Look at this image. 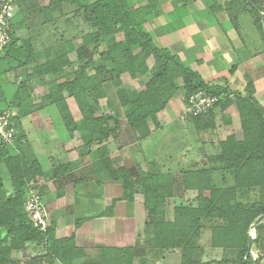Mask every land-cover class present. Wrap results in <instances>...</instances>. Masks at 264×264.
I'll return each mask as SVG.
<instances>
[{"label":"trees","instance_id":"16d2710c","mask_svg":"<svg viewBox=\"0 0 264 264\" xmlns=\"http://www.w3.org/2000/svg\"><path fill=\"white\" fill-rule=\"evenodd\" d=\"M64 0H49L46 6L40 8L46 20H52L54 12L61 13V4ZM81 15L89 30L81 35V45L75 49V58L80 61L75 68L68 58L67 52H57L55 57L36 67L29 74V78H38L40 83L47 85L48 93L38 100L33 99L22 84L6 109H17L11 121L16 130L20 117L29 114L39 103L40 107L55 104L63 125L69 134L81 129L83 146L89 148L92 144H100L116 133L119 128V115H115L114 125L106 123L109 117H95L93 108L87 103L85 92L91 91L96 98L105 95L102 87L104 80H111L116 91L117 99L124 109V116L136 139L150 134L148 122L157 128L159 121L157 113L166 102L176 96L180 88L187 98L195 90H204L212 95L219 96L215 106L222 109L234 103L239 113L240 133L232 134L221 141L220 153L217 159L230 170L234 177V187L225 191L212 190L209 195L203 191L209 189L206 181L204 185H195L198 190L196 206L178 205L173 209L172 219H165V198L159 195L158 189L144 188V206L150 212L152 243L150 246L160 250H172L178 254V264H211L198 263L194 254L197 249V239L201 229L208 227L211 230V246L220 249H237L235 258H225L219 263L224 264H251V258L246 256L248 228L253 221L264 213V109L255 100L253 89L246 88L244 93L235 94L234 99L229 97L227 90L206 84L199 73L165 48L158 47L152 35L143 27L145 8L133 7L127 0H91L77 1ZM243 9L254 16V23L264 40V0H239ZM114 32H122L123 38L116 40ZM12 39L5 49V55L13 44ZM105 45L102 50L101 45ZM100 50V51H99ZM99 52L100 61L95 62L93 55ZM153 59L151 68L146 65L148 58ZM106 63L112 69L106 72ZM65 68L71 72L65 73ZM69 71V70H68ZM127 72L130 78L145 74L147 77L143 86L127 93L119 89L120 76ZM111 74V76H109ZM65 76L61 83L56 78ZM49 77V79H48ZM178 79L180 88L175 84ZM74 98L81 114L77 124L66 104L62 92ZM5 100L0 86V102ZM214 106V107H215ZM3 109V108H2ZM208 111L206 114H208ZM205 114V115H206ZM200 116L194 117L196 124H200ZM147 120H149L147 122ZM22 136L14 139L15 149L9 146L14 144H0V163L9 176L12 194L9 195L0 177V264H38L45 262L52 264L59 261L62 264H84L88 256L81 246L76 243L74 232L68 236L55 237V224L41 231L34 226L24 203L27 195L26 187L37 183L43 176L41 165L36 159L30 163L25 153L20 149ZM70 164L58 165L51 171L56 180H67L70 175ZM113 178H120L122 195L112 198L111 204L102 211L75 220L77 227L80 220L110 216L114 205L119 200L133 202V188L140 181L134 176L141 173L139 170H125L119 168L111 171ZM207 173L206 170L198 172ZM243 189L244 193L251 188L257 189L255 199L247 202L235 200L236 189ZM62 191L58 194L61 195ZM146 223V221H145ZM148 225V223H147ZM149 226V225H148ZM149 226V227H150ZM30 243L42 245L44 252L41 256L23 257L17 259L14 252L24 253ZM139 243L133 250L138 249ZM142 246V245H141ZM140 246V249L143 247ZM139 249V250H140ZM137 253V251H134ZM132 253L135 255V253ZM127 250L124 247H104L101 249L98 261L92 264H129Z\"/></svg>","mask_w":264,"mask_h":264},{"label":"rangeland","instance_id":"374dc122","mask_svg":"<svg viewBox=\"0 0 264 264\" xmlns=\"http://www.w3.org/2000/svg\"><path fill=\"white\" fill-rule=\"evenodd\" d=\"M77 1L78 0H64L63 13L54 12L52 14V20L49 21L47 38L46 29H39L38 27L43 20L47 21L39 9L42 6L47 5L49 0H14L13 44L9 48L7 55L4 56L5 51L0 52V86L5 96V100L0 102V109H5L7 105L11 103L15 92L22 84L25 85L33 99L38 100L40 97L48 93L47 85L40 83L38 78H29V74L37 65L54 58L57 52L65 51L67 53H72L78 46L81 45V35L87 33L89 27L87 23H85L81 12H77L79 9ZM128 1H135L136 4H138L137 2H142L141 0ZM144 2H149L150 4L151 0H144ZM145 7L147 6H142L143 10ZM147 8L149 11V7ZM68 24L69 27L67 28L66 25ZM36 28L39 33L36 31ZM77 33H79V35H77ZM41 34L43 35L40 36ZM56 34L57 42L51 43V36ZM112 36L115 37L116 40H121L123 38L122 32H114ZM65 38L69 39L67 43L65 42ZM70 39L76 41L71 42ZM104 46L105 45L102 44L99 49L102 50ZM93 58L95 62H99V52H96L93 55ZM73 63L74 67L78 68L81 62L76 60ZM152 64L153 59L150 57L146 60V65L148 68H151ZM106 67L104 75H107V71L112 69V66L108 63H106ZM68 70L67 72L65 70V73L71 72L70 69ZM109 76H111V74ZM120 79L121 82L119 89L130 93L131 91L143 86L147 77L145 74H141L136 75L135 78H130L129 74L124 72L121 74ZM55 80L57 83H61L65 80V76L58 77ZM175 84L180 88L181 83L178 79L175 80ZM102 87L105 95L101 98H96L89 90L85 92L87 103L93 108L94 116L109 117L106 121L109 127L114 125L113 117H115V115H119V122H125L126 119L124 116V109L121 107L117 99L116 91L118 88L114 87L111 80H104ZM61 94L65 101L66 99H70L72 103L73 108L67 105L72 117L76 120L81 119V114L77 103L73 100L74 98L69 96L65 91ZM231 99H234V96L231 97ZM169 101L171 103L168 105ZM185 101V93L180 88L177 95L166 102V107L164 106V108L157 113V118H160V120L158 118L159 126L157 128H155L152 123L147 120L150 133L153 134L146 139L143 145H148L150 149L158 151L156 153V158H153V156L152 158L156 161H160L161 164H158L159 170L155 172L154 175L144 174L139 170L141 175L139 174L138 176H134L140 182L133 188L131 216H127V218L129 217V220L126 223L119 218L116 223H113L114 226H116L115 233L108 232V229L103 228L98 222H90L91 219L86 221L80 220L81 222H79L77 227H75V220L85 217L83 214L87 208L93 212H98L101 211L102 207L100 205L90 207L88 205L78 204L79 201H74V199L69 195L70 193L67 191L66 192L69 194H66V196L63 197V199H60V201L57 198L59 195L55 198V194L58 192L57 189L52 190L50 196L48 189H53V186L56 188L57 185L49 183L48 176L52 177L51 171L50 169L48 171V167L45 165L46 159H42L43 167L41 165V168L44 172L43 176L39 178L37 183L28 185L26 190L28 191L29 188L34 189L38 191L42 197V201L48 211L49 220L50 222H53L56 227L55 237L68 236L74 232L76 243L84 248L88 256V260L84 264H92V261H98L101 249L104 247H124L128 253L127 259L129 260L127 261L129 264H171L173 262L172 254L176 251H172L170 249L160 250L150 246L152 243V228L150 225L154 222V219L150 218V212L144 206V201L146 199L144 195V188L150 190L151 194L152 190L158 189L157 191L159 192V195L166 197L165 219L171 220L174 207L178 205L196 206L197 204L198 190L196 188L191 189L190 191L188 189L185 190L183 185L193 184L201 186L204 185L206 181L207 185H209V189H205L203 191L206 196L209 195V192L212 190L220 189L221 191H225L234 187L233 174L230 170L225 169L224 164L217 159V155L220 153L219 143L221 140L219 139L221 136L219 138L215 137V140L212 141V137H214L213 133H215L212 132V127L205 129L204 127H201V125L196 124L194 117L185 111ZM48 105L54 106L55 104L49 103ZM46 107L48 106L40 107L39 103H37L35 104L34 110H32L29 114L20 117L17 121L16 130L18 135L23 138L20 149L25 153L28 163H30L33 159L38 161V157L41 155L39 152H44L42 155L46 156L48 153V148H43L39 141L36 140L31 133L35 132L37 124H41L43 119L48 117V109ZM234 107V115L231 116L229 123L227 124V126H230V130L229 133H226L228 131L225 130L222 132V137L224 138L223 140L227 139V137L233 133L238 134L237 136L239 138L242 137L240 133L239 113L235 104ZM45 108L47 110H44ZM10 111L17 114V109L12 108ZM202 116L204 115H201L200 117ZM49 118L52 122L51 125L53 124V129L56 130L57 134L60 135V132L64 135L63 138L60 137L57 141H55L52 149L55 150L54 153L64 152L69 147L77 148L76 145L82 142L80 140L81 135L79 137L77 133L79 130L76 129L73 133L77 134L75 137H72L73 133L72 135L68 133L55 106L49 111ZM200 119V122L202 121V123L208 122L207 118H204L203 120L202 118ZM216 122L219 124L216 126L214 125V122L213 128H221V120H217ZM76 123L79 124V121H76ZM28 130H30V132H28ZM69 135L70 137H68ZM135 140L140 139L135 138ZM14 147L15 143L10 145L9 149L13 150L15 149ZM84 149L85 148L81 147L82 151ZM193 160L200 163L206 160V168L202 166L203 168H201L200 171L209 167L207 169V173H202L200 175L201 180L198 178V172L193 174L192 171L188 170L190 165L189 163H192ZM58 165H66V163ZM58 165H55V167ZM74 166H76V164L73 163V167ZM211 171L213 174L210 173ZM0 177L7 193L11 195L12 189L10 186L9 176L2 163H0ZM153 180H156V182ZM64 186H66V184ZM63 191H65V189L62 190V192ZM248 191L249 192L244 193L243 189H236L235 200H231V202H250L254 200L257 195L256 192H258L257 189L251 188ZM115 194L116 197H120V195H122L121 184L117 186ZM173 197L177 198L174 200L172 199ZM121 201L128 203V201L125 200ZM70 205H73L74 217L72 215L66 216V212H68ZM107 207L108 206H106V208ZM121 209L123 213V206H121ZM251 230L252 226L248 228L247 233H250ZM137 243H139V248L133 250ZM140 246L143 247V249H140ZM44 250L45 249L42 245L30 243L26 246L24 253L17 251L14 252L13 255L17 259H23V257H33L35 255L41 256ZM134 251H137V253ZM236 251L237 249L221 250L220 248L212 247L211 230L210 228L205 227L201 229V234L197 239V249L195 251L194 258L198 263L212 261L211 264H221L219 262L222 259L235 258ZM133 252L135 255L133 254L132 256ZM38 264L46 263L42 262ZM52 264L62 263L55 261Z\"/></svg>","mask_w":264,"mask_h":264},{"label":"crops","instance_id":"0c3cea01","mask_svg":"<svg viewBox=\"0 0 264 264\" xmlns=\"http://www.w3.org/2000/svg\"><path fill=\"white\" fill-rule=\"evenodd\" d=\"M141 1L136 4L135 1L129 2L127 0L128 4L133 7L144 5L149 7V11L145 7L147 9L145 10L143 27L152 35L154 43L158 47L167 49L178 56L180 60L186 62L190 68L199 73L206 84L227 90L230 98L235 94L244 93L248 87L252 88L255 100L264 109V40L255 26L254 16L243 9L239 0H151L150 4L149 2L145 3L144 0ZM63 4L64 1L61 4L62 13ZM48 26V20H43L38 27L39 29H46L47 38ZM13 27L14 21L12 33L14 32ZM66 27L68 28L69 24ZM36 31L38 32V29ZM56 38L57 34L52 35L50 42L56 43ZM68 40L65 38L66 43ZM70 40L71 42L76 41ZM73 54L75 52L68 53V58L74 65L73 62L76 61V58ZM65 70L67 72L68 69L65 68ZM170 101L168 105L171 103ZM66 103L73 108L70 99H66ZM46 108L48 109V117L43 119L41 124H37L35 132L31 133L43 148H48L47 156L42 155L44 152H39L41 155L38 157L40 160L38 161L42 167V159H46L45 165L48 167V171L49 169L52 171L51 169L58 164L71 165L70 177L67 180H56L48 176L49 183L57 185L56 188L53 186V189H48L50 196L52 190H58L55 194L56 198L65 189L62 195L57 197L59 201L70 193L69 195L74 201H79L78 204L90 207L100 205L102 211L111 204L112 198H117L115 191L122 181L120 178H113L111 171L119 168L136 169L144 174L154 175L159 170L158 164L161 162L153 159L156 158L158 151L150 149L148 145H143L153 133L140 140H135V136L126 121L123 122L124 124L119 122L116 133L100 144L95 143L87 148L82 146L83 144L80 142L76 145L77 148L69 147L64 152L54 153L55 150L52 149L55 141L60 137L63 138L64 135L60 132L58 135L53 129V124L51 125L49 111L54 106L48 105ZM46 108L44 110H47ZM234 109V104L223 109L217 105L208 114L201 117L202 120L204 118L208 120L206 123L201 121V127L205 129L212 127V132H215L212 141L215 140V137H222L224 130L229 133L230 126L227 124L231 116L234 115ZM217 120H221L222 127L214 129V122L216 126L219 124L216 122ZM76 121L78 122L80 119ZM78 130L77 133L80 137L81 129ZM77 133H73L72 137H75ZM221 137L219 140L222 141L224 138ZM81 147L85 149L82 151ZM73 163L76 166L73 167ZM199 163L193 160L192 163H189L188 170L195 174V172H200L201 168H206V160ZM207 169L204 170L207 171ZM153 181L156 182V180ZM65 184L66 186H64ZM183 186L185 190L188 189L189 191L195 188L193 184ZM176 198L173 197L172 199L175 200ZM119 201L114 205L110 216L91 218L90 222H98L103 228H107L108 232L115 233L116 226L113 223H116L118 218L126 223L129 220L127 216H131L132 211L131 202L129 204V202ZM121 206L124 209L123 213ZM73 210V205H70L66 216L72 215L74 217ZM93 213L95 212L87 208L83 216ZM252 251L257 256L259 264H264V224L256 240L252 243ZM172 258L171 264H178L177 252L172 254Z\"/></svg>","mask_w":264,"mask_h":264},{"label":"built area","instance_id":"2783aa9c","mask_svg":"<svg viewBox=\"0 0 264 264\" xmlns=\"http://www.w3.org/2000/svg\"><path fill=\"white\" fill-rule=\"evenodd\" d=\"M14 18V0H0V52L5 51L12 39V24ZM219 101V96L209 94L204 90H195L185 101V111L193 117L205 115ZM9 109H0V144H12L16 130ZM24 209L34 226L44 231L49 225V215L38 191L29 188Z\"/></svg>","mask_w":264,"mask_h":264},{"label":"water","instance_id":"95a60500","mask_svg":"<svg viewBox=\"0 0 264 264\" xmlns=\"http://www.w3.org/2000/svg\"><path fill=\"white\" fill-rule=\"evenodd\" d=\"M251 1V0H249ZM264 224V213L259 215L252 223V230L248 233L246 256L251 258V264H259L257 256L252 251V243L256 240L257 235Z\"/></svg>","mask_w":264,"mask_h":264}]
</instances>
